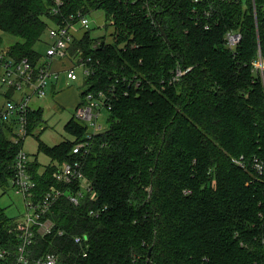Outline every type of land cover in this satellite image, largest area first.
I'll use <instances>...</instances> for the list:
<instances>
[{
	"label": "trees",
	"instance_id": "trees-1",
	"mask_svg": "<svg viewBox=\"0 0 264 264\" xmlns=\"http://www.w3.org/2000/svg\"><path fill=\"white\" fill-rule=\"evenodd\" d=\"M63 2V15L102 14L103 36L92 35L94 23L75 37L94 66L80 101L103 90L112 110L109 128L85 155L72 152L87 135L74 117L65 127L73 140L40 142L51 164L40 173L30 162L35 200L64 188L53 175L66 161L81 164L96 199L58 200L50 215L56 231L36 238L33 255L59 254L60 264H264V70L257 66L264 63V0ZM53 3L0 0V31L18 39L12 57L41 56L36 45L59 22L49 15ZM229 31L242 35L236 55L226 46ZM178 68L187 72L171 83ZM42 112L30 113V134ZM16 152L12 133L0 130L2 190L13 187ZM98 208L106 210L89 214ZM16 230L0 206V250L15 252Z\"/></svg>",
	"mask_w": 264,
	"mask_h": 264
},
{
	"label": "built area",
	"instance_id": "built-area-1",
	"mask_svg": "<svg viewBox=\"0 0 264 264\" xmlns=\"http://www.w3.org/2000/svg\"><path fill=\"white\" fill-rule=\"evenodd\" d=\"M196 3L204 0H194ZM63 0H54L49 15L59 19L52 23L48 29L50 44L44 55L37 60L30 58H15L8 52L0 51V130L12 133L14 147L17 149L14 161L13 189L20 194L25 201L26 211L21 220L16 222V236L19 244L15 252L8 249L0 250V261L4 264H60V256L56 253H44L39 257L33 255V246L36 238H46L56 231V222L50 216L53 206L61 198H66L74 206H80L86 202L94 201L96 193L92 183L82 171L79 162L66 161L58 166L53 177L56 183L64 188L51 187L42 198L35 200L37 183L29 171L30 159L24 150V142L31 135L29 131V115L33 110L31 103L34 99H44L49 88L58 84L62 76L67 82H76L81 71L82 81L91 76V58H84L75 48V37L79 33L89 32L104 24L102 14L97 18L96 13L90 15L78 12L63 15ZM156 8V6L154 7ZM151 11H149V15ZM212 10L204 12L205 17H210ZM95 17L94 20L92 18ZM102 18V19H101ZM101 19V20H100ZM103 21V23H101ZM101 23V24H100ZM104 29L100 27V29ZM209 29V25L205 26ZM104 34L98 35V37ZM242 41V35L229 31L226 35V46L236 55V49ZM257 66L264 70V63L258 62ZM187 71L176 69L171 83L181 80ZM85 90H81L83 93ZM10 93V97H6ZM112 95V94H111ZM111 96L100 90L98 92L85 93L79 105L75 109L74 118L86 127V139L78 142L72 152L74 155H85L90 151L94 139L107 131L110 126V114L112 110ZM104 112L107 113L108 127L100 122ZM8 127V129H7ZM45 129V128H43ZM256 168L262 171V164L256 160ZM106 208L91 209L89 214L98 217ZM66 232L58 231L59 236H65ZM76 245L83 246L84 238L80 235L73 236ZM86 257L87 255L84 254Z\"/></svg>",
	"mask_w": 264,
	"mask_h": 264
},
{
	"label": "rangeland",
	"instance_id": "rangeland-1",
	"mask_svg": "<svg viewBox=\"0 0 264 264\" xmlns=\"http://www.w3.org/2000/svg\"><path fill=\"white\" fill-rule=\"evenodd\" d=\"M96 15L97 18L100 17L99 13H96ZM94 19L95 17L92 18V20ZM101 23H103V21ZM103 25L100 27H103ZM100 27L98 30H93L92 35L94 37L105 34L104 29H100ZM0 38L3 40V47L0 48V51L3 52H8L9 48L18 41L17 38L9 34L2 33L1 31ZM49 44L50 40L47 32L38 45H36V50L44 55L47 50V45ZM78 74L80 76L78 81L69 83L67 82L71 89L69 94L71 93L75 96L77 95V90H86V88L83 87V79L81 77L80 70L78 71ZM64 79L65 76H62L61 80L56 85L58 90L59 87L63 85L62 81ZM68 86L63 85L62 89H69ZM50 89L51 88H49L47 96L44 99H34L31 103V108L43 109L44 113L41 110L43 122L38 124L34 132L24 142V150L29 155L30 161L34 162L37 160L42 166L40 169L42 173L45 171L46 167L51 164V159L46 154L39 151V144L41 142L46 146L53 147L65 140H73L72 136L67 134L65 131V127L75 115L76 108L72 102L77 100V98L74 99L72 95L66 94V92L63 93L65 96L59 95L57 98H55L56 94H54ZM100 122L104 124V127L109 126L106 112H104ZM43 128L46 129L44 130ZM0 206L5 209L7 216L14 220L15 223L21 220L23 214L26 211L24 198L13 189L12 185L7 190H2V188H0Z\"/></svg>",
	"mask_w": 264,
	"mask_h": 264
},
{
	"label": "crops",
	"instance_id": "crops-1",
	"mask_svg": "<svg viewBox=\"0 0 264 264\" xmlns=\"http://www.w3.org/2000/svg\"><path fill=\"white\" fill-rule=\"evenodd\" d=\"M62 83H63V85L64 86H68V83H67V80L66 79H64L63 81H62ZM57 85V84H56ZM56 85H54L53 87H51V91L54 93V94H56V96H55V98H57L59 95L60 96H65V95H63V93H65L66 92V94H69V92H71V89H70V85L68 86L69 87V89H62V87H63V85H61L60 87H59V90H58V87L56 86ZM66 88V87H65ZM63 90V91H62ZM62 91V92H61ZM62 94V95H61ZM80 94H81V92H80V90H77V95L75 96V95H73V94H69V95H72L73 97H74V99H76L77 98V100L76 101H73L72 103L74 104V106H75V108L79 105V103H80ZM64 98H66V97H64ZM39 109H41V108H39ZM38 109V110H39ZM42 111H43V109H41ZM43 113H44V111H43ZM46 129V128H45ZM33 162V161H32ZM39 163V162H38ZM40 164V163H39ZM41 165V164H40ZM41 168H42V166H41ZM40 168V169H41ZM39 172L40 173H42L41 172V170H39Z\"/></svg>",
	"mask_w": 264,
	"mask_h": 264
},
{
	"label": "water",
	"instance_id": "water-1",
	"mask_svg": "<svg viewBox=\"0 0 264 264\" xmlns=\"http://www.w3.org/2000/svg\"><path fill=\"white\" fill-rule=\"evenodd\" d=\"M159 29H160V31H161V33L166 37V34H165V32L163 31V29L161 28V26L159 25ZM3 47V46H2ZM151 254H152V249H150V251H149V254H148V259H150L151 258Z\"/></svg>",
	"mask_w": 264,
	"mask_h": 264
}]
</instances>
